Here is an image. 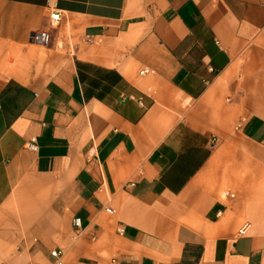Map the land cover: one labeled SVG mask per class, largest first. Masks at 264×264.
Wrapping results in <instances>:
<instances>
[{
  "label": "crops",
  "instance_id": "0c3cea01",
  "mask_svg": "<svg viewBox=\"0 0 264 264\" xmlns=\"http://www.w3.org/2000/svg\"><path fill=\"white\" fill-rule=\"evenodd\" d=\"M263 3L0 0V264H264Z\"/></svg>",
  "mask_w": 264,
  "mask_h": 264
},
{
  "label": "built area",
  "instance_id": "2783aa9c",
  "mask_svg": "<svg viewBox=\"0 0 264 264\" xmlns=\"http://www.w3.org/2000/svg\"><path fill=\"white\" fill-rule=\"evenodd\" d=\"M263 4H264V3H263ZM49 17H50L51 22L54 24V23H56V22L58 21V19H59V12L56 11V10H55V11H52V12H50ZM27 146H28L30 149H33V150L36 149V148H37V145H36V142H35V138H30V140H29ZM73 225H74L76 228H78V227L80 226V219H79V218H75V219L73 220ZM118 231L121 232V231H122V228L120 227V228L118 229ZM61 253H62V252H61L60 250H52V251L50 252V254H51L52 256L56 257L58 263L60 262L59 259H60Z\"/></svg>",
  "mask_w": 264,
  "mask_h": 264
}]
</instances>
